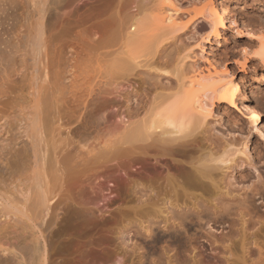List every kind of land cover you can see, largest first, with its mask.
I'll list each match as a JSON object with an SVG mask.
<instances>
[{"label": "rangeland", "instance_id": "rangeland-1", "mask_svg": "<svg viewBox=\"0 0 264 264\" xmlns=\"http://www.w3.org/2000/svg\"><path fill=\"white\" fill-rule=\"evenodd\" d=\"M149 1L150 16L173 15L163 0ZM173 1L176 15L189 8L188 0ZM215 1L226 14L234 13L247 32L264 29V22L257 21L264 18V0ZM143 2L63 0L52 13L67 27L50 44L45 78L63 96L61 124L68 133L61 131L62 138L70 139L76 166L49 203L46 264H258L255 245L264 246V192L250 191L259 176L264 180V150L250 124L227 122L216 110L185 141L112 147L116 140L123 142V124L142 117L156 92L175 88L177 71L192 77L212 63L237 80L254 74L264 79L259 62L247 56L257 43L246 45L248 39H237L228 25L223 39L206 44L198 26L207 22L201 20L167 34L156 53L141 52L132 72L110 80L112 55L135 25L145 27L139 23H146L139 13ZM20 5L14 15L22 25L26 12ZM180 19L185 23L189 17ZM245 58L247 68L240 70L234 61ZM13 63L0 108L17 105L7 115L17 123L15 132H21L25 120L19 110L23 107L28 115L31 87L40 80L31 76L28 62ZM249 95L264 123V85H255ZM85 104L95 108L96 120L86 129L81 128ZM137 107L139 117L133 114ZM246 142L255 148L251 158L241 153ZM200 154L226 159L217 164L212 182L195 178ZM8 231L14 243L18 233Z\"/></svg>", "mask_w": 264, "mask_h": 264}, {"label": "bare ground", "instance_id": "bare-ground-1", "mask_svg": "<svg viewBox=\"0 0 264 264\" xmlns=\"http://www.w3.org/2000/svg\"><path fill=\"white\" fill-rule=\"evenodd\" d=\"M62 1L0 0V97L7 93L2 86L9 78L14 59L20 63L28 62L31 76L40 80L36 87H31L33 92L28 100V115L23 113V107L19 110L25 120L21 132H15L17 123L7 115L9 110L18 108L17 105L6 104L0 108V264L47 263V245L43 234L51 224L49 203L64 177L76 166L75 153L69 152L70 139L66 142L62 138L63 132L68 133V129L64 128L66 126L61 124L60 103L63 102V96L61 92L58 93L55 84H50L45 78L48 50H53L50 44L67 27L59 16L56 19L52 17V13L60 9ZM163 1L173 15L163 12L150 16L147 13L150 1L144 0L139 13L146 23H139L145 27L135 25L118 52L112 55L110 80L132 72L140 64L138 58L141 52L156 53L167 34L201 20L207 22L206 26L201 23L198 26L205 31L202 40L206 44L212 40L218 43L223 39L228 25L237 39H248L246 45L256 42V50L247 53V56L257 60L259 69L264 71V29H259V34L247 32L237 16L232 12L226 14L215 0H188L189 8L179 15H176L179 8L173 0ZM18 4L26 12L22 25L18 24V18L14 15ZM184 15L189 19L181 23L180 18ZM257 21L264 22V18ZM20 25L23 26V33L18 34ZM248 60L245 58L243 63L235 60L234 64L240 66V70H245ZM224 70L219 71L209 63L206 70L192 77L185 78L181 71H177L175 88L156 92L142 117L127 120L123 124V142L116 140L110 146L114 147L119 142L127 145V148L146 145L148 142L149 145L153 143L157 146L182 142L193 136L208 115L221 110L227 122L235 123L243 119L257 130L264 150L262 115L251 106L252 98L249 95L255 85H264V79L254 74L237 80ZM93 110L95 108H89L88 104L81 109V128L86 129L89 124L96 122ZM133 114L139 117V107ZM3 135L7 136L2 138ZM253 149L246 142L241 153L251 158ZM202 154L194 166L195 178L212 182L216 171L220 170L217 164L225 163L226 159L223 155L203 159ZM260 177L251 186L253 195L264 192V180ZM9 228L18 233L14 243L10 242ZM255 252V262L264 264V246L255 245Z\"/></svg>", "mask_w": 264, "mask_h": 264}]
</instances>
